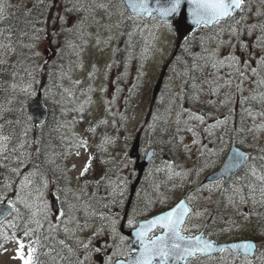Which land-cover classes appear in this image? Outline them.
Returning <instances> with one entry per match:
<instances>
[{"label":"rangeland","instance_id":"rangeland-1","mask_svg":"<svg viewBox=\"0 0 264 264\" xmlns=\"http://www.w3.org/2000/svg\"><path fill=\"white\" fill-rule=\"evenodd\" d=\"M18 1L0 0V3L8 5ZM38 1L49 8L43 20L45 31L36 40L39 65L53 61L66 48L68 61L60 70L53 68L50 72L56 78L66 77L68 97L51 96L52 117L59 115L65 120V133L61 129L64 135L55 146L58 150L51 152L49 159L54 176L49 177L29 162H23L30 153L17 150L16 176L0 179V195L14 198L18 192L33 204V211L46 203L50 209L48 219L44 220L42 213L36 217L43 225L40 229H57V236L64 242L72 239L82 249L78 256L83 264H114L119 258L129 257L133 247L122 230L132 228L127 220L132 218L136 226L146 215L171 207L183 197L192 207L185 223V228L190 230L184 235H195L207 223L205 234L216 241L254 238L264 242V205L259 203L260 193H255V204L259 205L253 208L244 190L247 202L239 203V197L233 192V187L239 185L233 177L227 183L221 178L219 187H212L208 179L223 164L232 139L248 150L250 156L264 155L261 151L264 149V84L260 83L264 80V64L260 62L264 48L257 46L258 37L264 40L259 28L264 24V0H246L247 20L241 37L248 49L236 52L241 60L249 61V67L242 68L245 78L234 68L224 66L217 70L211 66V53L221 40L225 44L215 59H222L227 53L229 40L233 45L240 43L228 35L227 29L236 27L234 21H228L223 32L215 26L199 28L202 39L191 51L195 54V63L190 67L177 59L183 56L180 47L185 36L180 40L171 22L166 23L155 15H137L130 19L132 14L121 0ZM253 24L257 28L249 36L247 27ZM121 47L125 54L123 67L115 64ZM253 67L257 70L255 75L251 71ZM190 70L196 73L192 84ZM161 77V86L154 96ZM38 78L32 85L34 96L42 93L48 98ZM253 97L260 101L255 107L245 101ZM190 113L203 116V122L190 119ZM93 128L95 131H89ZM138 134L139 154L145 157L151 149L155 151L130 202L131 186L137 177V156L130 153ZM78 141H87V147L76 148ZM18 145L21 147L22 142ZM101 150L115 166L110 174L100 163ZM89 158L90 167L82 176ZM30 172L36 174L21 189L24 177ZM9 183L13 192L4 189ZM53 199L58 201V212L52 208ZM17 206L21 212L24 205ZM60 210L66 213L64 217L59 216ZM243 213L249 214L247 219ZM232 221L241 225V229L232 226ZM8 222L16 227H9ZM27 228L35 225L28 223L22 213L19 219L9 217L0 227V264H22L16 258L17 240L33 246L40 230L25 237ZM227 228L231 231H222ZM261 254L258 252L256 256ZM98 257H103L102 263ZM188 264H232V258L227 252L211 257L198 255Z\"/></svg>","mask_w":264,"mask_h":264},{"label":"snow or ice","instance_id":"snow-or-ice-1","mask_svg":"<svg viewBox=\"0 0 264 264\" xmlns=\"http://www.w3.org/2000/svg\"><path fill=\"white\" fill-rule=\"evenodd\" d=\"M121 3L126 6V9L130 11L132 14L129 18L146 14L151 17L153 13H157L161 18H165V22L167 23L168 17H171L175 14L182 13L185 8L187 11L188 17H190L191 25L199 27H209L215 26L220 29V32H223L224 25L227 24L228 21H234L235 25L239 26L241 22L244 20V11L246 6V0H167L165 4H161V0H156V7L152 8L149 6V0H121ZM103 7V5H100ZM5 11L6 5L4 3H0V20L5 19ZM259 15V14H257ZM239 16V19L236 17ZM62 23H66L63 17H60ZM27 23L31 24L34 29L33 39L39 40L40 33L44 32V28H36V23H44V21H27ZM257 28L256 24L250 25L247 27V35L251 36L253 31ZM260 31L264 34V24L259 25ZM228 35L235 37L240 43L238 45H233L231 40L227 42L229 46V50L226 54H224L222 59H215V57L219 54V49L222 48L225 44L223 40L220 41L217 48L214 49L211 53L213 57L212 67L214 69H219L220 67L227 66L229 68H234L236 73L241 78H245V72L242 68L246 69L249 67L248 60H241L240 56L236 54L237 50L243 52L248 49V45L242 41L241 37V29L239 27H229L227 29ZM3 30H0V36H3ZM55 35V33H53ZM26 47L32 48L35 47L34 44L25 45ZM257 46L264 48V40L260 37L257 38ZM0 48L5 51H15L14 48H11L8 44L0 43ZM39 55V53H36ZM225 61H227V65H225ZM261 64H264V57L260 58ZM5 63V61L0 60V64ZM252 73L257 74L256 68L251 69ZM30 77L28 83L26 85L23 84V77H21V81L19 83H13L11 88L13 91L19 90L21 94L27 97L34 96L32 85L35 82L32 72L27 73ZM15 76L16 73H13ZM194 79V78H193ZM230 79L228 83H230ZM76 83H79L77 81ZM261 84H264V80L260 81ZM193 88L196 87L195 84L192 85ZM240 85H237L239 89ZM67 91V90H65ZM215 92V89L213 90ZM255 99V97H253ZM3 109L0 108V112ZM79 111H83V108L79 109ZM37 113H39V107H37ZM248 115H252L251 112ZM264 115V113H262ZM190 119L198 120L203 122L204 117L200 115H196L190 113ZM29 119H33V117H29ZM8 123H12L8 121ZM18 123V121H17ZM217 123H221L218 121ZM257 127V130H259ZM3 129V125H0V130ZM192 131L191 128L188 129ZM89 131H95V129H89ZM10 140L9 136L0 135V154H3L6 149V143ZM38 144L39 141H36ZM193 143H197V141H193ZM76 148L79 147H87V141H78L74 145ZM37 154H39L40 149H36ZM264 152V149H261ZM215 154V153H213ZM79 155V152H77ZM90 159L89 162L85 165L81 175L83 176L90 167ZM259 159L262 161L260 167L257 168L255 161ZM214 163V162H213ZM246 168L247 172L251 175V177L255 178V181L259 183V193H260V201L261 205H264V155L260 157H253L249 154L234 150L232 154L225 160L222 165V169L219 173V176L224 180H230L232 176L236 175V170ZM12 172H17V169L13 168ZM36 173L30 172L28 175L24 177V181L21 183V189L25 186V184H30L31 181L29 179L30 176L35 175ZM178 175V173H177ZM210 184L212 187H219L221 180L216 177H211ZM44 187H47V181L44 180ZM208 187V185H205ZM249 190V196L247 199H251L253 204L257 203L255 199V193L257 191L256 184L247 185ZM8 192H13V186L11 183L6 184L4 186ZM212 188H209L211 191ZM39 193V189L36 190ZM233 192L236 196L239 197V203L243 204L247 202L246 197L243 195V189L239 187H233ZM188 199H191L189 197ZM229 202L232 203L233 200L230 197ZM163 203V201H162ZM18 204H23L25 208L29 209L31 212V218L29 220L30 224H34L35 228H27L24 231V236L28 237L32 235L34 232L38 231L43 227L39 219H36L37 215L43 214V219L47 220V212L50 210L49 206L45 203L43 205H39L36 207V210L33 211V204L26 201L22 198L18 192L14 193V198H8L5 195H0V227L8 221L9 217H13V219H19L21 217L20 208L17 206ZM72 205H69L71 208ZM191 209L188 207L185 200H181L174 208L165 211L159 215H156L150 220H146L142 222L138 227L135 226L134 220L129 218L127 220V224L130 227H135L134 235L135 242L139 244V254L135 257H131L128 260L127 264H188L190 258H195L198 255L209 256L211 257L213 253H225L227 252L229 256L232 258V264H236L237 260H240V264H254L255 261H259V264H264V253H262L259 257L256 256V252L259 248H264V242L258 246L251 239L244 240L242 242L231 243L226 246H218L214 241H211L205 238L203 231H201L197 235H184V232L189 231L190 229L185 228V223L187 217L191 214ZM15 214V216H13ZM66 213L62 210L59 211V216L64 217ZM196 215H200V213H196ZM245 219H247L248 213H243ZM9 223V227L15 228L16 225ZM115 224V221H113ZM232 226H234L237 230L241 229V225L236 224L234 221L230 222ZM159 228L160 234L155 236H149V233L154 229ZM68 231L67 228L64 229ZM115 231V228H113ZM222 231H231V228L222 229ZM2 235V233H0ZM13 238L15 237V233L12 234ZM7 239V237H5ZM122 239H125L122 237ZM18 249L17 256L22 264H41L38 256H37V248L33 247L32 244L25 245L23 241L17 240ZM33 243L39 245L40 240L37 239ZM63 243V241H61ZM87 247V245H85ZM27 249V251H25ZM137 251L135 248L131 249V252ZM242 257V259H240Z\"/></svg>","mask_w":264,"mask_h":264},{"label":"trees","instance_id":"trees-1","mask_svg":"<svg viewBox=\"0 0 264 264\" xmlns=\"http://www.w3.org/2000/svg\"><path fill=\"white\" fill-rule=\"evenodd\" d=\"M48 10L49 8L44 2L38 0H20L14 4L6 5L5 19L0 20V30L4 32V35L0 36V43L8 44L11 48L15 49V51H5L0 48V55L3 57L2 60L5 61V63L0 64V108L3 109L0 112V125H3L0 135L10 137V140L6 144L7 150L3 154H0V179H13L16 176V173L12 172V169H16L15 153L17 154V150L18 153H21L23 150H27L30 153V156H26L23 162H29L31 167L41 169L49 177L54 176L49 159L51 152L58 150L55 146L59 144L58 141L64 135L61 129L65 133V128H63L65 120L59 115L52 117L54 114L52 113L53 103L51 98L53 97L51 96L55 97L57 95L61 97L65 95L68 97V92L65 91L66 77L56 78L50 76V72L54 69L60 70L66 63V59L68 61V58L66 48L64 47V50L53 61H43L42 65H39L38 56L36 55V40L33 39L35 34L34 29L31 24L27 23V21H43L44 16L47 17ZM239 18V16L236 17V19ZM246 20L247 17L244 15V20L241 24L235 26L239 27L242 31L246 27ZM43 25L44 23H36L35 27L42 28ZM198 30L185 35L183 38L184 42L180 47L183 56L177 58L190 67L195 63V54L192 55L191 51L197 43H200V38L202 37L198 35ZM29 44H34L35 47L29 48L25 46ZM121 49L122 52H120V48L117 51L118 54L120 52V58H118V61H115V64L116 66L121 65L123 67L125 54L122 47ZM29 71L32 72L34 80L36 77H39L40 84H44L43 88L49 94L48 98H44L48 108V115L44 122L39 125H34L33 121L29 119L28 102L31 97L24 96L19 90L13 91L11 88L13 83L21 81V77H23V83L27 82L30 79L27 74ZM13 73H16V75L14 76ZM195 76V71L190 70V84L194 82L193 78ZM56 101L57 99L55 98ZM245 101L246 104H251L253 107L260 102L250 98ZM58 118H60L59 121ZM8 121L12 123H8ZM66 136L69 137V133ZM20 141L22 142L21 147L18 145ZM36 141H39V143L37 144ZM37 148L40 149L39 154H37ZM99 156L101 157L100 163L105 167V170L107 169L106 172L108 174H110V171H115L113 163L101 151H99ZM261 163L262 161L258 159L255 161L258 168ZM239 178L240 180H238ZM233 180L245 191L247 197L249 196L247 185L250 183L256 184V192L259 194V183L255 181L254 177H251L245 168L241 169ZM257 205L259 204H254L253 208H256ZM21 213L29 223L31 218L29 210L23 207L21 208ZM57 234V229L56 231H51L44 228L43 230H39L35 236V240L39 239L40 244L34 243L33 247L37 248V256L41 264H83L81 256H78V252L82 251L81 247L76 246L74 241L69 238L64 242ZM260 244L261 241L258 240V246ZM258 252L264 253V248L258 247ZM254 264H259V261H255Z\"/></svg>","mask_w":264,"mask_h":264},{"label":"water","instance_id":"water-1","mask_svg":"<svg viewBox=\"0 0 264 264\" xmlns=\"http://www.w3.org/2000/svg\"><path fill=\"white\" fill-rule=\"evenodd\" d=\"M166 2H167V0H161V4H165ZM149 6L152 7V8H155L157 6L156 5V0H149ZM154 14L157 15L159 18H161L157 13L154 12L153 15ZM140 15H143L145 17H149L146 14H140ZM161 19L165 20V18H161ZM166 19L168 21L172 22L174 25H176L177 31L180 34V36L184 35L185 33H188V32H191V31H194V30L197 29L196 26L191 25L190 17H188V15H187L186 8H185V10L182 13L175 14V15H173L171 17L166 18ZM161 83H162V77L158 81V83L156 84V87L154 89V96L157 95V93L159 91V88L161 86ZM37 107H39V113H37ZM28 112H29V116L33 117V121H34L35 124L42 123L46 119L48 110H47V107H46V105L44 103L43 95L41 93H39L36 97L32 98L29 101ZM139 149H140V134H138L136 136L135 141H134L133 146H132V149H131V155L132 156L137 155V160H136V163H135V169L138 170V177H137L135 183L132 185L131 196L134 194V192L136 190V187H137V185H138V183H139V181H140L145 169L147 168L148 164L152 160V157H153L154 151H155L154 149H151L148 152V154L145 156V158L143 160H141L140 156L138 154ZM234 150L242 151V152H245V153L249 154V152L247 150H244L242 147H240L237 144L236 140H233L232 145H231V149H230L227 157L225 158V160L232 154V152ZM225 160H224V162H225ZM224 162H223V164H224ZM222 165L214 173H212V175H210L208 177V179L211 178V177H216L217 179H221V177L219 176V173H220V171L222 169ZM238 170H236V172ZM228 181L229 180H225V183L228 182ZM181 200H185L186 203H187L186 198L183 197L177 203H175L172 207H170V208H168V209H166V210H164V211H162L160 213H157V214H155V215H153V216H151V217H149L147 219H143V220L139 221L138 226L142 222H144L146 220H150L153 217H155L156 215H159V214H161V213H163L165 211H168V210L174 208ZM187 205H188V203H187ZM0 207H3V206H0ZM52 207H53L54 211H58V203H57L56 200H53ZM188 207L191 209V207L189 205H188ZM154 230H156V229H154ZM134 231H135V228L131 229V230H128V231H125L126 234L131 238L130 245L131 246L135 245V248L137 250V251H135L134 253L131 254V257H135V256H137L139 254V247H140L139 244L135 242L134 235H132V233H134ZM202 231H203V234H204L205 229H203ZM152 232L149 233V236H150V234ZM199 233H197V234H199ZM159 234H160V232L158 234H155V235H159ZM205 238H207V239H209L211 241H214L218 246H226V245L231 244V243H237V242H242L244 240H249V239H237V240H231V241H227V242H216L214 239H212V238H210L208 236H205ZM251 240L256 243V241L254 239H251ZM131 257L129 256V258H127V259H122V258L118 259L114 264H127L128 260Z\"/></svg>","mask_w":264,"mask_h":264}]
</instances>
